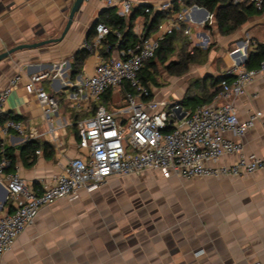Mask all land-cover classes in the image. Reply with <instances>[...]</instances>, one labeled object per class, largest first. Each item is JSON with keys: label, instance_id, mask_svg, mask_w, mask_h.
<instances>
[{"label": "crops", "instance_id": "0c3cea01", "mask_svg": "<svg viewBox=\"0 0 264 264\" xmlns=\"http://www.w3.org/2000/svg\"><path fill=\"white\" fill-rule=\"evenodd\" d=\"M129 1L139 11L133 28L137 36L146 35L147 21L162 11L163 3L174 2ZM71 3L72 0H0V52L19 43L60 36ZM193 6H182L187 9L186 24L192 31L187 36L193 43L200 37L203 44H210L214 39L215 46L222 45L219 52L223 63L215 66L211 73L222 79L230 68H246L249 51L256 48L257 42H264L261 37L264 27L260 29L251 21L257 15L241 24L235 35H223L215 14L209 12L207 16L204 7ZM108 7L105 0H86L63 40L18 51L0 61V90L11 77L21 75L18 86L5 102L4 113L19 115L18 120L27 126L25 135L9 131L1 136L2 142L16 148L15 170L34 187H40L43 181L61 172L70 159L81 152L74 110L67 95L74 84L93 72L97 54L93 52L85 60L76 76H73L72 61L75 53L86 46L91 29ZM166 13L161 23L173 17L171 12ZM207 17L203 23L199 21ZM42 71L50 73L42 81L43 87L59 99V109L53 118L55 135L36 94L25 88L30 76ZM153 94L156 98L170 100L167 93L153 91ZM114 97L110 95L108 100L111 107L122 103L113 104ZM233 101L241 120L248 119L256 110L263 112L242 141L248 153L264 156V73L247 84ZM227 135L238 140L231 133ZM27 140L49 143L52 156L41 148L36 152L35 162L25 165L19 158L18 148ZM234 160V156L224 158L228 163ZM153 173L154 181L173 190L169 194L159 193L155 197L157 203L152 204L154 196H140L141 207L93 209L92 205L84 203L103 185L95 191L82 189L75 198L62 197L44 206L34 223L27 226L5 252L1 264H252L256 261L264 264V171L244 177H195L186 179L184 184L179 177L166 178ZM147 175L149 172L129 177ZM121 177L127 176L113 177L105 184ZM6 185L7 179L2 176L0 216L13 211ZM118 213H138L139 216L117 219L114 215ZM201 249L203 252L197 253Z\"/></svg>", "mask_w": 264, "mask_h": 264}, {"label": "built area", "instance_id": "2783aa9c", "mask_svg": "<svg viewBox=\"0 0 264 264\" xmlns=\"http://www.w3.org/2000/svg\"><path fill=\"white\" fill-rule=\"evenodd\" d=\"M234 2L264 8V0ZM105 3L109 7L120 4L121 16H128L133 9L129 0H105ZM193 7L201 9L197 5ZM161 10L171 12L173 17L160 23L152 35H138L136 42L127 47L118 44L108 55L100 51V46L110 29L104 23L97 25L94 48L86 44L97 54L94 70L74 84L67 95L76 113H88L76 122L81 152L61 172L43 181L40 187H34L16 170H8L7 157L0 159V178L6 177L13 204L12 212L0 216V264L14 240L34 223L44 206L62 197L75 198L82 189L95 191L113 177L155 172L166 178H222L264 171V156L248 153L242 141L263 112L256 110L248 119L241 120L233 101L247 84L264 73V59L253 68L226 70L225 75L232 74L233 78L220 80L210 103L187 108L180 101L156 98L151 83L141 75L147 61L156 55L168 35L177 31L189 36L192 33L186 24L187 9L176 11L173 3L166 2ZM208 18L199 21L203 23ZM117 35L120 37L121 33ZM110 50L111 46L106 52ZM49 76L48 71L32 74L25 88L36 94L54 134L53 118L60 104L42 85ZM20 80V74L14 75L0 90V115L4 114L5 102ZM107 93L111 96L122 93V103L115 107L103 104ZM9 131L25 135L27 126L21 120L8 118L0 127V139ZM227 156H234L235 160L224 161ZM202 252L201 249L197 253Z\"/></svg>", "mask_w": 264, "mask_h": 264}, {"label": "trees", "instance_id": "16d2710c", "mask_svg": "<svg viewBox=\"0 0 264 264\" xmlns=\"http://www.w3.org/2000/svg\"><path fill=\"white\" fill-rule=\"evenodd\" d=\"M183 2V5H181ZM174 10L182 9V6L190 7L198 5L206 8L210 13L215 14L217 24L220 32L223 35H228L235 31L241 24H243L250 16L261 15L264 13V8L257 9L253 6H248L244 3H235L234 0H174ZM138 8H133L128 16H121L118 13V8L108 7L100 15V18L96 21L94 28L91 29L87 38L88 45L93 47L92 38L97 33V25L99 23L106 24L110 32L102 40L100 51L104 55L110 54L118 44L120 47H127L133 45L138 36L134 32V21L137 17ZM168 14L165 11H158L151 21H147L148 30L145 33L146 36H150L161 23V21ZM117 32L121 33L118 37ZM187 35L183 31H177L168 35L162 42L157 50L156 55L147 61L141 75L145 81H149L152 85H158L157 73L159 65L165 67V69L171 75H181L185 73L191 62L195 61V51H187L188 40L185 39ZM111 46V50L106 52V49ZM177 46H181L178 59L170 60V56L175 52ZM94 48V47H93ZM196 50H201L199 47H195ZM93 53L90 47L84 46L80 48L74 55L72 61L73 76H76L81 72L85 60ZM247 67L253 68L259 65L260 61L264 59V42H257L255 49L249 51ZM232 74H229L227 79L231 80ZM219 77L214 74L208 73L206 76L197 79L193 82L195 87H198L201 91L199 94H188L184 97L180 103L187 108L195 107L199 104L210 103L213 95L216 92V87L220 83ZM110 93H107L102 103L108 105ZM85 114L76 113L74 111V125L77 131V120ZM8 118L20 119L19 115H13L10 113H4L0 115V126ZM43 149L48 156H52L53 151L50 149V145L47 142L41 143L37 140L25 141L19 149V158L25 165H31L36 160L37 150ZM5 156L10 160V166L8 170H15L17 155L16 148L5 146L0 139V159Z\"/></svg>", "mask_w": 264, "mask_h": 264}, {"label": "rangeland", "instance_id": "374dc122", "mask_svg": "<svg viewBox=\"0 0 264 264\" xmlns=\"http://www.w3.org/2000/svg\"><path fill=\"white\" fill-rule=\"evenodd\" d=\"M255 24L262 29L264 27V13L255 16L252 20ZM264 29V28H263ZM236 34V30L232 32ZM233 35V36H234ZM261 37L264 39V33ZM197 43L192 42V38L185 37L188 42L187 51H195V61L191 62L185 73L181 75H171L163 67L159 65L157 73L158 85H152L154 92H163L169 95L170 100L175 98L183 99L188 94L201 93L198 87L193 85V82L211 73L215 66H221L223 63V56L220 54V48L222 45H217L214 39L210 44H203L200 37L194 36ZM195 47H199L201 50H196ZM181 46H177L175 52L170 56V60L178 59ZM231 50V49H230ZM215 52V53H213ZM229 52V51H228ZM212 74V73H211ZM113 104H120L122 102V93L116 94L111 100ZM153 172H149L147 176L141 177H121L120 179L113 180L107 184H103L100 190L89 200H86L84 205H92V208L99 206L107 207H120L122 208H134L141 207L143 202L139 199L140 196H154L152 197V204L157 203L156 196L159 193L169 194L171 193L167 186H163V183L154 181ZM148 205V204H147ZM136 212L140 210H135ZM138 213L135 214H115L114 217L119 219L120 217H138Z\"/></svg>", "mask_w": 264, "mask_h": 264}, {"label": "water", "instance_id": "95a60500", "mask_svg": "<svg viewBox=\"0 0 264 264\" xmlns=\"http://www.w3.org/2000/svg\"><path fill=\"white\" fill-rule=\"evenodd\" d=\"M86 0H72L71 7H70V12L68 15V20L67 23L61 33L60 36L57 37H50V38H45L39 41H34V42H23L19 43L17 45H14L10 47L9 49H6L2 52H0V61L8 59L10 56H12L14 53L25 50V49H33V48H39L41 46L50 44V43H57L63 40L69 31L70 27L73 24V21L75 19V16L77 13H79L82 9V6ZM204 12L206 15H209V11L205 8H203ZM223 77H228V75H224Z\"/></svg>", "mask_w": 264, "mask_h": 264}, {"label": "flooded vegetation", "instance_id": "af4514ba", "mask_svg": "<svg viewBox=\"0 0 264 264\" xmlns=\"http://www.w3.org/2000/svg\"><path fill=\"white\" fill-rule=\"evenodd\" d=\"M185 180H186V179H181L182 184H184Z\"/></svg>", "mask_w": 264, "mask_h": 264}]
</instances>
